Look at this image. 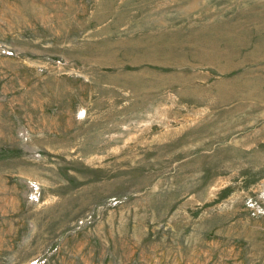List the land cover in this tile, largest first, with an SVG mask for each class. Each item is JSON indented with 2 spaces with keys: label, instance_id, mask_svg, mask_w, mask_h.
<instances>
[{
  "label": "rangeland",
  "instance_id": "1",
  "mask_svg": "<svg viewBox=\"0 0 264 264\" xmlns=\"http://www.w3.org/2000/svg\"><path fill=\"white\" fill-rule=\"evenodd\" d=\"M0 264H264V0H0Z\"/></svg>",
  "mask_w": 264,
  "mask_h": 264
}]
</instances>
